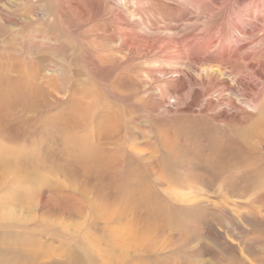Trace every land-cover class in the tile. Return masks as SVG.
Returning a JSON list of instances; mask_svg holds the SVG:
<instances>
[{
	"label": "rangeland",
	"instance_id": "1",
	"mask_svg": "<svg viewBox=\"0 0 264 264\" xmlns=\"http://www.w3.org/2000/svg\"><path fill=\"white\" fill-rule=\"evenodd\" d=\"M0 264H264V0H0Z\"/></svg>",
	"mask_w": 264,
	"mask_h": 264
},
{
	"label": "bare ground",
	"instance_id": "2",
	"mask_svg": "<svg viewBox=\"0 0 264 264\" xmlns=\"http://www.w3.org/2000/svg\"><path fill=\"white\" fill-rule=\"evenodd\" d=\"M216 3L218 4L219 3V0H216ZM260 3V2H259ZM262 7L261 6H258L257 5V8L256 9H261ZM82 9V8H81ZM253 9V8H252ZM244 10V9H243ZM246 35H249V36H252L253 34H252V32L251 31H247L246 33H245ZM207 37V36H206ZM219 37V36H218ZM218 39V38H217ZM217 39H216V41H217ZM223 39H224V36H223ZM192 43V42H191ZM217 46H221V40H218L217 42H214ZM190 44V43H189ZM253 43H251L250 45H252ZM215 45V46H216ZM226 45V44H225ZM225 45H222L223 46V49H225L226 47H225ZM250 45H248V46H250ZM191 46V45H190ZM216 46V47H217ZM215 47V48H216ZM252 47V46H251ZM248 47H247V45H244L243 47H241V51L243 52V51H245V49H247ZM169 51V50H168ZM170 53V52H169ZM239 57V56H238ZM237 58V57H236ZM247 60H250L249 58L247 59ZM54 263V262H53Z\"/></svg>",
	"mask_w": 264,
	"mask_h": 264
}]
</instances>
